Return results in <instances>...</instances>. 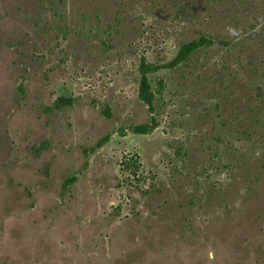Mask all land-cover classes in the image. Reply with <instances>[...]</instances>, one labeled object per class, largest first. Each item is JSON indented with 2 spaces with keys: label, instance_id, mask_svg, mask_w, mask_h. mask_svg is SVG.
<instances>
[{
  "label": "rangeland",
  "instance_id": "obj_1",
  "mask_svg": "<svg viewBox=\"0 0 264 264\" xmlns=\"http://www.w3.org/2000/svg\"><path fill=\"white\" fill-rule=\"evenodd\" d=\"M0 264H264V0H0Z\"/></svg>",
  "mask_w": 264,
  "mask_h": 264
},
{
  "label": "trees",
  "instance_id": "obj_2",
  "mask_svg": "<svg viewBox=\"0 0 264 264\" xmlns=\"http://www.w3.org/2000/svg\"><path fill=\"white\" fill-rule=\"evenodd\" d=\"M54 1L55 3L60 2L61 4H63L64 2V0H54ZM209 43H210L209 39L205 36H202L197 40H193L185 44L182 47L181 52L178 56L179 60L183 61L187 59L192 53L205 47ZM156 70H158V66L151 63H148L146 65L143 64L141 68V82H140L139 96L140 99L151 109H154L155 107L156 93L153 89V85L151 83V79L149 78V75L155 72ZM153 125L154 124H139L132 128V132L135 134H149L155 127Z\"/></svg>",
  "mask_w": 264,
  "mask_h": 264
}]
</instances>
